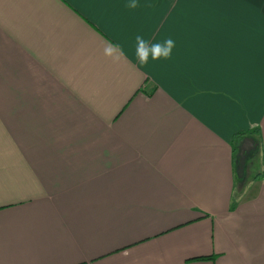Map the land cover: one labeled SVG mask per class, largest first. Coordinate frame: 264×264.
Wrapping results in <instances>:
<instances>
[{"label":"crops","instance_id":"crops-1","mask_svg":"<svg viewBox=\"0 0 264 264\" xmlns=\"http://www.w3.org/2000/svg\"><path fill=\"white\" fill-rule=\"evenodd\" d=\"M128 2L0 0V264H264V0Z\"/></svg>","mask_w":264,"mask_h":264},{"label":"clouds","instance_id":"clouds-1","mask_svg":"<svg viewBox=\"0 0 264 264\" xmlns=\"http://www.w3.org/2000/svg\"><path fill=\"white\" fill-rule=\"evenodd\" d=\"M138 6V0H129L126 5L130 10H135ZM174 46L175 42L171 38H166L162 42L149 43L142 35H137L134 58L140 66H146L149 63V57L152 61L167 60L171 58ZM103 55L113 63H118L127 57V53L120 45L110 41H105Z\"/></svg>","mask_w":264,"mask_h":264},{"label":"water","instance_id":"water-1","mask_svg":"<svg viewBox=\"0 0 264 264\" xmlns=\"http://www.w3.org/2000/svg\"><path fill=\"white\" fill-rule=\"evenodd\" d=\"M252 145V140L249 138H245L242 140L241 145L239 146V151H238V158L239 161L242 160L243 154L249 150V148Z\"/></svg>","mask_w":264,"mask_h":264},{"label":"trees","instance_id":"trees-1","mask_svg":"<svg viewBox=\"0 0 264 264\" xmlns=\"http://www.w3.org/2000/svg\"><path fill=\"white\" fill-rule=\"evenodd\" d=\"M248 134H249L248 132L239 133L240 139L243 138L244 136H248ZM199 259H201V260L203 259L204 260V259H207V258L203 257V258H199Z\"/></svg>","mask_w":264,"mask_h":264},{"label":"rangeland","instance_id":"rangeland-1","mask_svg":"<svg viewBox=\"0 0 264 264\" xmlns=\"http://www.w3.org/2000/svg\"><path fill=\"white\" fill-rule=\"evenodd\" d=\"M238 162H241V160L239 161V158H238Z\"/></svg>","mask_w":264,"mask_h":264}]
</instances>
